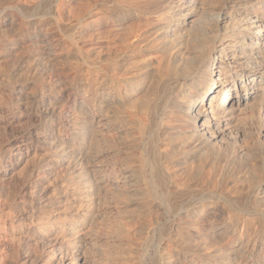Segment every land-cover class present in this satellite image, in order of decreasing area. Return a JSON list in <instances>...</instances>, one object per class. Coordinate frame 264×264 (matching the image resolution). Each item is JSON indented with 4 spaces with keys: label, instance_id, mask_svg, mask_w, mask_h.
Masks as SVG:
<instances>
[{
    "label": "bare ground",
    "instance_id": "bare-ground-1",
    "mask_svg": "<svg viewBox=\"0 0 264 264\" xmlns=\"http://www.w3.org/2000/svg\"><path fill=\"white\" fill-rule=\"evenodd\" d=\"M217 204L220 245L190 249ZM150 249L264 264V0H0V264Z\"/></svg>",
    "mask_w": 264,
    "mask_h": 264
},
{
    "label": "rangeland",
    "instance_id": "rangeland-1",
    "mask_svg": "<svg viewBox=\"0 0 264 264\" xmlns=\"http://www.w3.org/2000/svg\"><path fill=\"white\" fill-rule=\"evenodd\" d=\"M77 5V4H76ZM73 5V7H72V11H74L75 12V14L76 13H82L83 12V10H84V8H82L83 6L81 5ZM79 6L82 8H79ZM75 7H77V8H75ZM196 19V18H195ZM99 44L100 45H87V50L88 51H90L92 54H94L95 55V53L96 54H103V53H105V51H107L106 49V47L108 46L109 47V49L111 48V50L112 49H114L115 48V46L117 45V41H115L113 38H108V37H106V34L104 35V37L101 39L100 38V40H99ZM114 46V47H113ZM118 46V45H117ZM116 46V47H117ZM108 49V50H109ZM226 90V89H225ZM222 161L224 162V158H222ZM221 161V162H222ZM222 162V163H223ZM137 204H136V202H134V201H126V200H123V202H121V203H118L117 205L116 204H114V203H109V204H106V206H104L103 208L105 209V210H107V211H110L111 213H114V212H116L117 210L119 211V213H118V217L119 218H123L124 216V219H128V218H130V217H132V216H134V214H135V212H136V208H137V206H136ZM102 208V209H103ZM117 209V210H116ZM212 209H214L213 210V215H209V217H211V218H215L214 220H215V222H214V224H213V229H210L209 228V226L210 225H207V224H209L208 223V220L206 219L204 222H201V224H199V231H195V230H190V234H191V236H192V238H194L195 239V242L194 243H192L191 245H192V247L190 246V249H196L197 248V245H198V247H204V252H206V251H209V249H210V251L211 250H214V249H216V247H218L220 244H217V242H216V240H214L212 237L213 236H211V232H212V230H218V229H221V228H223V225L222 224H224V223H222L223 222V220H224V218H225V216H226V209L225 208H223L221 205H219V204H217L216 206H214L213 208H211L210 209V207L208 208V210L210 211V210H212ZM129 210V211H128ZM187 211V210H186ZM124 212V213H123ZM185 212V210L183 209V210H181L180 211V213H184ZM124 215H123V214ZM132 213V214H131ZM114 214H116V213H114ZM123 215V217H121V215ZM128 215V216H127ZM115 216H117V215H115ZM214 216V217H213ZM170 218H171V216L168 214H166L163 218H162V220H161V225L163 226V225H165V224H167L168 223V221L170 220ZM204 219V218H203ZM208 235H209V237H208ZM206 237H208V240H207V238ZM211 237V238H210ZM243 237H244V240H246L247 239V236H246V234H244L243 235ZM254 237V236H253ZM252 236H251V239H250V243H249V248H251V246H252V238H253ZM112 238H114L115 239V236L114 237H112ZM204 238H206V240L204 239ZM211 239V240H210ZM254 239V238H253ZM214 240V241H213ZM255 241H256V245L257 244H259V238L258 237H256V239H255ZM205 243V244H204ZM195 244H197V245H195ZM236 244V246H238L240 243L239 242H237V243H235ZM195 246H196V248H195ZM215 247V248H214ZM151 248V247H150ZM152 255H153V250L152 249H150L149 250V253H148V255L146 256V264H153V261H152Z\"/></svg>",
    "mask_w": 264,
    "mask_h": 264
}]
</instances>
